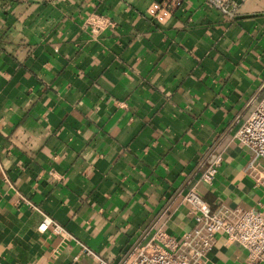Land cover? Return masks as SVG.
Instances as JSON below:
<instances>
[{
	"label": "crops",
	"instance_id": "0c3cea01",
	"mask_svg": "<svg viewBox=\"0 0 264 264\" xmlns=\"http://www.w3.org/2000/svg\"><path fill=\"white\" fill-rule=\"evenodd\" d=\"M153 1L0 0V264H97L85 247L126 264L157 228L195 226L193 186L264 214L234 137L264 95V0L234 18L182 0L164 22ZM91 12L114 25L94 36ZM208 257L253 264L224 233Z\"/></svg>",
	"mask_w": 264,
	"mask_h": 264
},
{
	"label": "built area",
	"instance_id": "2783aa9c",
	"mask_svg": "<svg viewBox=\"0 0 264 264\" xmlns=\"http://www.w3.org/2000/svg\"><path fill=\"white\" fill-rule=\"evenodd\" d=\"M244 1L205 0L231 18L238 15ZM181 2L182 0L153 1L147 12L156 20L164 22ZM113 25L114 22L108 15L98 12L89 13L85 20V27L94 36ZM234 137L250 151L246 172L256 184L264 185V95L239 126ZM221 163L222 155L217 154L204 168L199 181L203 185L212 184ZM184 199L195 208V226L180 235L157 228L148 240L138 246L134 257L126 264H208V255L218 233H224L229 242L246 248L253 264L264 262V214L260 210L224 205L213 211L197 186L191 187ZM52 225L57 233H65L64 228L48 215H45L39 229L45 231ZM85 249L97 264H110L91 249Z\"/></svg>",
	"mask_w": 264,
	"mask_h": 264
}]
</instances>
